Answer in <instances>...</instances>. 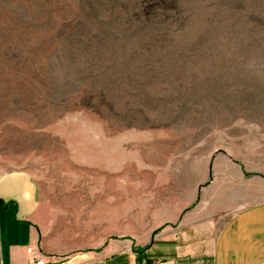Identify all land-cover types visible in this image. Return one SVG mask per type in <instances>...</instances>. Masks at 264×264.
<instances>
[{"label": "rangeland", "instance_id": "374dc122", "mask_svg": "<svg viewBox=\"0 0 264 264\" xmlns=\"http://www.w3.org/2000/svg\"><path fill=\"white\" fill-rule=\"evenodd\" d=\"M239 163L264 177V0H0V174L79 250L145 248L180 178Z\"/></svg>", "mask_w": 264, "mask_h": 264}, {"label": "crops", "instance_id": "0c3cea01", "mask_svg": "<svg viewBox=\"0 0 264 264\" xmlns=\"http://www.w3.org/2000/svg\"><path fill=\"white\" fill-rule=\"evenodd\" d=\"M240 166L218 170L220 183L195 178L184 188L188 179L180 178L173 217L162 211L147 217L152 225L143 249L133 238L118 236L97 249L79 250L68 232L54 228L31 173L0 174V264H35L34 256L49 264H264V177L251 182Z\"/></svg>", "mask_w": 264, "mask_h": 264}, {"label": "built area", "instance_id": "2783aa9c", "mask_svg": "<svg viewBox=\"0 0 264 264\" xmlns=\"http://www.w3.org/2000/svg\"><path fill=\"white\" fill-rule=\"evenodd\" d=\"M33 262L35 264H49V262H47V260H45L44 258L42 257H37V256H34L33 257Z\"/></svg>", "mask_w": 264, "mask_h": 264}]
</instances>
